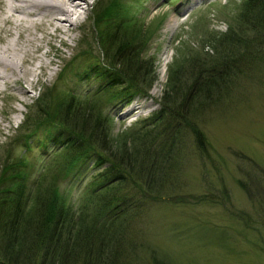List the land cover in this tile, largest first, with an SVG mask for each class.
Here are the masks:
<instances>
[{"label": "trees", "instance_id": "obj_1", "mask_svg": "<svg viewBox=\"0 0 264 264\" xmlns=\"http://www.w3.org/2000/svg\"><path fill=\"white\" fill-rule=\"evenodd\" d=\"M120 2L110 0L93 12L94 21L102 24L98 46L105 67L95 75L106 79L98 91L80 100L72 93L57 95L48 88L40 93L43 98L38 97L39 101H47L43 105L36 102L25 114L21 127H28L22 135L26 150L32 133L42 127L44 139L61 144L63 150L58 158L40 171L30 185L25 158L11 152L1 158L0 264L139 261L145 250L137 245L134 222L144 205L140 202L132 207L135 196L143 193L155 201L164 198L181 203L187 186L173 171L176 150L185 136L178 131L176 116L186 110L183 121L189 136L200 153L207 155L210 145L201 129V119L212 106L225 103L230 98V87L238 85L246 69L253 67L252 61H259L252 45L261 44L264 39V0H243L238 11L227 15L231 19L227 30L206 29L201 33L198 49L188 44L178 49L180 57L169 66L159 110L112 136V118L101 110L104 98L129 102L133 94L146 93L155 78L153 58L142 57L152 31L127 16L126 20L122 15L114 17ZM205 47L213 52L203 51ZM35 106L39 115H33ZM51 130L55 135L50 134ZM36 143L46 146L43 139ZM236 152L235 156L254 171L246 170L248 180L239 179L238 183L249 198L263 207L264 166L244 152ZM90 159L99 170L91 182L89 197L77 208L61 188V182L70 172L82 171ZM128 184L132 186L123 192ZM221 193L228 196L224 185ZM228 209L234 217L245 219L242 211ZM261 240L264 239L259 240L263 245ZM149 261L170 264L152 251Z\"/></svg>", "mask_w": 264, "mask_h": 264}, {"label": "rangeland", "instance_id": "obj_2", "mask_svg": "<svg viewBox=\"0 0 264 264\" xmlns=\"http://www.w3.org/2000/svg\"><path fill=\"white\" fill-rule=\"evenodd\" d=\"M109 1L89 0L88 9L83 13V17H87L82 18V25L73 33L76 35L73 40L63 35L66 43L58 39L53 40L52 45L43 41L42 51L49 53L42 56V61L48 64L46 71L37 69L38 76L24 75L25 69L36 68L39 61L22 63L23 70L19 75L28 92L19 87L20 83L12 74L8 83L11 89L6 90L5 83L0 81V168L1 158L10 152L25 158L28 185L53 159L58 158L63 149L61 144L44 139V129L39 127L35 134L32 133L27 151L22 135L28 127H21L25 114L36 102L43 105L47 101V98L40 101L39 98L44 97L40 93L48 88L57 95L72 93L80 100L98 91L106 79L95 75L97 70L105 67L98 46L101 44L99 25L102 24L94 21L93 12ZM120 1L114 17L122 15L126 20L127 16L152 31L142 57L153 58L155 78L146 93L133 94L129 102L104 98L101 110L112 118V136H118L159 110L169 66L180 57L178 49L183 44L198 49L201 33L206 29L227 30L231 20L227 15L238 11L243 0ZM2 8L0 5V16ZM35 32L37 36L42 35L38 30ZM5 34H0V45L7 38ZM260 42L252 45L259 61H252L253 67L246 69V75L241 76L238 85L230 87V98L221 105L212 106L201 119V129L210 145L207 155L200 153L189 136L183 121L186 110L180 111L182 116H176L178 131L185 136L176 150L177 162L173 171L175 177L184 180L187 186L183 189L181 203L168 202L164 198L155 201L143 193L135 196L132 207L142 202L144 208L135 218L134 232L138 233L137 245L145 251L134 264H152L149 261L151 251L160 254L170 264H264V244L259 241L264 239V206L254 202V198H249L240 187L238 180H248L245 174L249 168L245 166V160L235 156L236 151L244 152L264 166V39ZM85 49L89 52L85 53ZM203 51L213 52L208 47ZM249 57L252 58L251 53ZM90 67H93L91 71ZM60 74L64 75L62 79L58 78ZM35 109L36 106L33 115H39ZM30 126L33 128L32 122ZM51 133L55 135L53 130ZM40 139L46 146L37 145L36 141ZM83 166L82 171L77 172L76 168L77 173L75 170L70 172L61 182V188L77 208L89 197L91 182L99 170L93 159L87 160ZM223 185L228 196L221 193ZM131 186L126 185L123 192ZM206 196L209 198L203 199ZM228 208L236 213L242 211L245 219L234 217Z\"/></svg>", "mask_w": 264, "mask_h": 264}, {"label": "bare ground", "instance_id": "obj_3", "mask_svg": "<svg viewBox=\"0 0 264 264\" xmlns=\"http://www.w3.org/2000/svg\"><path fill=\"white\" fill-rule=\"evenodd\" d=\"M89 3V0H0L3 7L0 34H7L0 45V81L5 83L6 90L11 89L8 83L12 74L20 83L19 87L28 92L19 75L23 70L22 63L39 61L36 68L25 69L24 75L38 76L37 69L46 71L48 64L42 61V56L49 53L42 51L43 41L52 45L55 39L66 43L64 36L73 40L76 36L73 33L80 27L82 18L87 17H83V13ZM35 30L42 35L37 36ZM164 63L167 64V60Z\"/></svg>", "mask_w": 264, "mask_h": 264}]
</instances>
